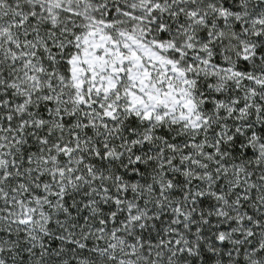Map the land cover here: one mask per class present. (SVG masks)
<instances>
[{
	"label": "snow or ice",
	"instance_id": "obj_1",
	"mask_svg": "<svg viewBox=\"0 0 264 264\" xmlns=\"http://www.w3.org/2000/svg\"><path fill=\"white\" fill-rule=\"evenodd\" d=\"M0 264H264V0H0Z\"/></svg>",
	"mask_w": 264,
	"mask_h": 264
}]
</instances>
